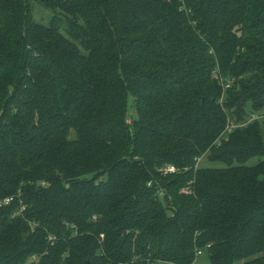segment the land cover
Instances as JSON below:
<instances>
[{"label":"trees","instance_id":"trees-1","mask_svg":"<svg viewBox=\"0 0 264 264\" xmlns=\"http://www.w3.org/2000/svg\"><path fill=\"white\" fill-rule=\"evenodd\" d=\"M34 1L0 0V264H264V0Z\"/></svg>","mask_w":264,"mask_h":264},{"label":"rangeland","instance_id":"rangeland-1","mask_svg":"<svg viewBox=\"0 0 264 264\" xmlns=\"http://www.w3.org/2000/svg\"><path fill=\"white\" fill-rule=\"evenodd\" d=\"M29 3H30V6L33 7V14H34L33 16H34V19L36 21H38L44 25H47L48 22L51 20V18L54 17V15H55L54 12L44 9L39 4H37L34 0H30ZM223 100H224V95L222 94L221 101H223ZM129 114L132 117L136 118V114H135V111L133 110V108L130 109ZM259 115L260 116L258 118V122L260 123L262 139L264 142V108L262 111H260ZM263 161H264V158L254 157V158L248 160L244 165L247 167H253V166H256L257 164H259L260 162H263ZM197 166L200 168H213V169H223V168L227 167L224 164L209 161L206 156L202 157L197 162ZM100 238L102 239L103 237H100ZM155 264H173V263L157 262ZM193 264H210V258H209L208 251L203 250L202 254L195 258V261Z\"/></svg>","mask_w":264,"mask_h":264},{"label":"built area","instance_id":"built-area-1","mask_svg":"<svg viewBox=\"0 0 264 264\" xmlns=\"http://www.w3.org/2000/svg\"><path fill=\"white\" fill-rule=\"evenodd\" d=\"M230 83H231V82H228V84L224 86V89L228 88L229 85H230ZM221 102H222V101H221ZM259 116H260V115H258V114H256V113L251 114V115L249 116L248 120H247V123L258 120ZM245 124H246V123H244V124H242V125H239V126H235L233 123H230V122H229L228 125L226 126L225 132H226V133H227V132H230L232 129H234V128H236V127H242V126L245 125ZM198 161H199V160H198ZM198 161H197V162H198ZM161 171H162V173H163L164 175H167V174H174V173H176L178 170H177L174 166H172V165H168V166L164 167ZM181 192L184 193V194H189L190 190H189V188H184V189H182ZM13 199H14V197H9V198H6V199L2 200V201L0 202V207H4V206L9 205L10 202H11ZM23 209H24V207L21 208V211H22ZM94 218H95V217H94ZM100 237H102V236H100ZM52 239H53L52 236H48V241H52ZM210 247H211V245L208 244V245L205 246L204 250H208ZM202 251H203L202 249L196 248V250H195V254H194L195 258L198 257V256H200V255L202 254Z\"/></svg>","mask_w":264,"mask_h":264}]
</instances>
